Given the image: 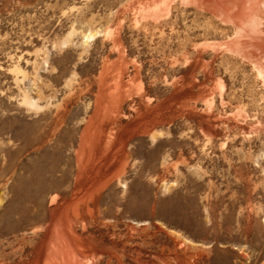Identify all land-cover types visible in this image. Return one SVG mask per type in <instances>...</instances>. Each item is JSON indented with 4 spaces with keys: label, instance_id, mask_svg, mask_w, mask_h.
<instances>
[{
    "label": "rangeland",
    "instance_id": "1",
    "mask_svg": "<svg viewBox=\"0 0 264 264\" xmlns=\"http://www.w3.org/2000/svg\"><path fill=\"white\" fill-rule=\"evenodd\" d=\"M206 9L0 0V264H264V79Z\"/></svg>",
    "mask_w": 264,
    "mask_h": 264
},
{
    "label": "bare ground",
    "instance_id": "2",
    "mask_svg": "<svg viewBox=\"0 0 264 264\" xmlns=\"http://www.w3.org/2000/svg\"><path fill=\"white\" fill-rule=\"evenodd\" d=\"M186 2L196 5L202 10L208 8L211 12L219 16V20L221 17V22L223 19L226 23L228 22L229 24H232L234 27V36L231 40L229 39L225 44V47L231 52L239 55L238 57L247 59V63L250 62V64L256 69L254 70L255 72L257 71L256 74L259 73L264 79V0H186ZM260 75L258 76L260 77ZM56 240L58 241V239ZM65 241H68V239ZM78 246L76 245V247ZM73 247L65 242L63 244L58 243L49 249L50 251H48L49 253L46 256L47 262L44 263L83 264L82 260L86 255L80 252V248ZM83 249L82 251H84ZM91 255L92 252H90V256ZM87 256L85 257V260L88 259Z\"/></svg>",
    "mask_w": 264,
    "mask_h": 264
}]
</instances>
